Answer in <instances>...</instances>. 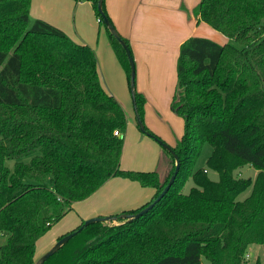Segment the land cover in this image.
Wrapping results in <instances>:
<instances>
[{"label": "trees", "instance_id": "1", "mask_svg": "<svg viewBox=\"0 0 264 264\" xmlns=\"http://www.w3.org/2000/svg\"><path fill=\"white\" fill-rule=\"evenodd\" d=\"M90 1L103 21L99 0ZM103 10L115 26L105 0ZM188 12L241 45L203 36L180 45L171 107L186 130L172 146L181 159L174 183L140 217L91 223L42 264H246L253 245L264 247V0H200ZM106 29L130 83L127 53ZM135 95L153 134L144 122L147 98L136 87ZM126 128L125 108L103 87L94 49L33 17L31 0H0V264H35L37 241L112 177L154 190L124 212L153 202L175 158L163 147L160 169L122 168L125 135L115 131ZM205 142L217 180L194 169ZM246 164L255 177L236 176ZM190 177L195 185L184 192ZM256 264H264V248Z\"/></svg>", "mask_w": 264, "mask_h": 264}, {"label": "rangeland", "instance_id": "2", "mask_svg": "<svg viewBox=\"0 0 264 264\" xmlns=\"http://www.w3.org/2000/svg\"><path fill=\"white\" fill-rule=\"evenodd\" d=\"M38 2V9L45 12L48 17L54 18L60 22L67 34L76 42H82L90 45L96 53L98 60V69L100 77L105 78L107 84V76L112 81V87L117 93V97L124 104L127 114V128L122 133L125 135L123 151L121 156V167L124 169L135 170H158L162 167L161 152L164 148L160 141L174 146L180 140L186 130L185 119L182 115L176 113L171 103L176 93L178 84L177 60L179 56L180 45L179 37H164L163 40L155 42L149 40L151 52L146 61L140 63L137 61L135 54L133 57L136 64V90L143 93L147 98L144 111V122L149 130L153 132H143L137 122L135 114L132 93L129 83L127 71L119 62L113 47L108 45L109 35L106 25L103 21L98 22L99 14L94 9V5L90 0H80L83 5L80 8L72 3L71 0H32ZM169 6L175 5L176 11L181 12L182 16L175 13L174 9H169L170 18L175 25L183 22L186 24L184 32L190 33V36L217 37L214 29L203 22L196 23L189 17V10L200 0H167ZM106 8L108 0H105ZM78 8V11H76ZM108 9V8H107ZM90 10H92L90 12ZM109 12V11H108ZM110 14V13H109ZM114 22V21H113ZM115 24V23H114ZM190 31V32H189ZM26 33V32H25ZM187 37V38H188ZM167 40V41H166ZM233 44L240 46L241 44L235 40H229ZM224 43V42H223ZM134 53V52H132ZM119 67L125 77V87L121 86L116 80L117 72L114 68ZM148 67V68H147ZM150 69L151 76L143 80V71ZM109 87V85H108ZM213 153V146L209 142H205L201 151L194 162V169L203 168L208 176L214 180L219 178L217 171L208 166V161ZM165 162V158H164ZM11 164V163H10ZM176 164V162H175ZM13 163L11 164V166ZM171 162L167 167L170 170ZM129 167V168H128ZM142 167V168H140ZM257 173L256 167L246 164L235 171L236 176L255 177ZM195 185L192 177L186 180L182 190L189 192L191 187ZM249 194V190L244 192L240 197L244 198ZM136 194L133 189L127 192V195L133 197ZM100 195L91 201H77L71 209L60 221L54 224L38 241L36 245V257L40 258L44 255L58 240L60 236L68 234L79 227V225L96 216H115L122 212L106 215L105 212L96 216H87L90 211L99 207ZM133 200V198H131ZM102 208V207H101ZM100 209V208H99ZM118 224L117 220L112 221ZM263 245L255 244L249 249L250 256L246 264H256L258 259L263 258ZM208 264L207 260H204Z\"/></svg>", "mask_w": 264, "mask_h": 264}, {"label": "crops", "instance_id": "3", "mask_svg": "<svg viewBox=\"0 0 264 264\" xmlns=\"http://www.w3.org/2000/svg\"><path fill=\"white\" fill-rule=\"evenodd\" d=\"M71 1L75 4V8L76 6L80 8L81 5H83L80 0ZM78 8L76 11H78ZM107 8V11H109L108 13H110L109 15L112 21H114L113 23H115L117 30L121 33V35L125 36L130 41L131 50L132 52H134L133 54H135L137 61H140V63L146 61L147 66L149 65V62L146 57L151 52V49L149 47L150 44L148 46L149 40L155 42L154 38H156V41L163 40L164 37L173 38L179 33V43H181L185 39H187L190 34L188 32H184V30H186V24L181 22L180 24L175 25L173 20L170 18L169 9H174L175 13H178L179 16H182V14L181 12L176 11L174 4H172V7H170L167 0H108ZM91 11L92 10H90V12ZM31 15L35 18L44 19L66 32V29L62 25H60L59 21H56L54 18L48 17L45 12L40 11L38 9V2L32 0ZM189 17L191 16L189 15ZM191 19L198 24L200 22H203H198L193 17H191ZM214 31L217 37H211L212 39L220 43L229 40V38L221 32L215 29ZM83 44H86V42ZM108 45L111 47V43L109 40ZM119 67L121 66H116V68H114L117 72L116 80L122 87H125V77ZM147 76H151L150 69H148V71H143V80L144 78L147 79ZM100 78L106 91L115 96L121 102V100L116 96L117 93L112 87V81L109 76H107V84L109 85V87L108 85H106L104 75ZM163 156L164 153L161 152L159 165H161ZM169 162V157L165 156L164 170H167V167H169ZM131 189H133L136 195L133 197L124 196L127 195V192H130ZM99 195V207L96 208V210L90 211L87 216L91 217L98 214L100 215L102 214V212H105L104 214L109 215L117 212H124L127 210L135 209L151 200L154 196V190L149 187H143L136 181H132L123 177H112L94 194L85 199V201H91V199H95ZM131 198H133V200Z\"/></svg>", "mask_w": 264, "mask_h": 264}, {"label": "water", "instance_id": "4", "mask_svg": "<svg viewBox=\"0 0 264 264\" xmlns=\"http://www.w3.org/2000/svg\"><path fill=\"white\" fill-rule=\"evenodd\" d=\"M99 11L101 13V16L103 17V22L104 24L109 28L111 33L116 37V39L122 44L123 48L125 49L127 56L129 58L130 62V68H131V74H130V88H131V93H132V100H133V106L135 110V114L137 117V122L143 132H145V127L144 123L139 115L137 105H136V95H135V87H136V64H135V59L133 57L132 51L127 44L126 40L122 37L121 33L115 28V26L112 24L110 21L108 15L105 13L103 10V0H99V5H98ZM162 146L166 148L175 158L176 166H175V171L172 174L169 182L167 185L164 187L163 191L151 202L148 206L140 210L138 213H128V212H123L120 214L121 217L127 218V219H132V218H137L143 215L145 212H147L154 204H156L158 201H160L164 195L169 191L171 188L172 184L174 183L180 167H181V159L179 155L174 151L173 147L163 141H160ZM118 218L117 215L115 216H96V217H91L87 219L82 226L79 227L78 230L72 231L68 234H65L62 236L60 239L57 240V242L40 258L36 260L35 264H42L44 261H46L48 258H50L54 253H56L60 247H62L65 243H67L75 234L78 233V231L82 230L84 227L90 225L91 223L94 222H99V221H116Z\"/></svg>", "mask_w": 264, "mask_h": 264}, {"label": "built area", "instance_id": "5", "mask_svg": "<svg viewBox=\"0 0 264 264\" xmlns=\"http://www.w3.org/2000/svg\"><path fill=\"white\" fill-rule=\"evenodd\" d=\"M101 21H102L101 17H98V22H101ZM115 134L120 136V135H122V132L120 130H116ZM249 256H250V253L247 252L246 255H245V259L248 260Z\"/></svg>", "mask_w": 264, "mask_h": 264}]
</instances>
